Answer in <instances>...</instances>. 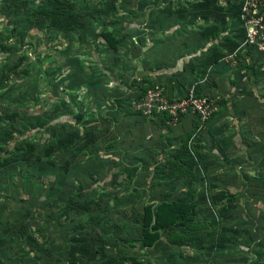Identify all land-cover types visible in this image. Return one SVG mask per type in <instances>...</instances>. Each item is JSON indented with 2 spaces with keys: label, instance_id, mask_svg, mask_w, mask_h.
Returning <instances> with one entry per match:
<instances>
[{
  "label": "rangeland",
  "instance_id": "rangeland-1",
  "mask_svg": "<svg viewBox=\"0 0 264 264\" xmlns=\"http://www.w3.org/2000/svg\"><path fill=\"white\" fill-rule=\"evenodd\" d=\"M53 1L57 0H44ZM243 1L61 0L47 11L41 6L43 0H20V6H28L20 11L13 3L0 5V224H4L0 241L7 247L12 236L14 248L8 253L18 255L15 264H27V256L41 264L37 260L45 255L62 264L65 251L71 256L66 255L63 264H91V251L97 259L116 257L124 264H133V257L149 258L126 220L134 209L160 201L154 190L162 189L167 198L180 191L192 193L197 220L211 231L213 219L221 222L219 239L212 232L195 236L183 248L186 258L175 260L176 264H227L220 249L225 253L226 246L236 244L234 225L248 224L235 216L246 203L258 204L263 212L254 231L264 238V183L254 198L244 201L233 199V182L220 186L208 179L211 170L204 174L202 168L189 164L182 167L187 171L183 175L182 168L172 167L175 160L170 155L156 166L151 161L157 159L149 156L137 168H108L114 155L103 150L104 132L97 126L86 130L108 118L109 109L115 115L130 114L133 101L127 96L136 89L130 83L134 67H143L141 61L149 63L160 43L190 35V27L198 29L200 22L189 12L196 15L205 2L212 3L215 16L226 11L220 31L224 36L229 22L239 18L236 5ZM103 32L114 34L117 50L108 45ZM148 78L141 79L140 86L149 88ZM126 153L132 156L128 149ZM118 159L120 165L124 163ZM182 161L188 160L182 157ZM116 170L120 172L111 173ZM152 170L155 183L148 182ZM223 172L233 175V168ZM35 199L46 205L38 210L41 216L26 205ZM21 214L27 217L13 220ZM44 215L67 226L61 229L65 234L55 231ZM246 229H238V235ZM17 237L24 240V247ZM238 250H233L234 256L241 253ZM258 252L252 254L258 257ZM158 256L151 259L153 264L166 262L168 253L164 250Z\"/></svg>",
  "mask_w": 264,
  "mask_h": 264
},
{
  "label": "crops",
  "instance_id": "crops-1",
  "mask_svg": "<svg viewBox=\"0 0 264 264\" xmlns=\"http://www.w3.org/2000/svg\"><path fill=\"white\" fill-rule=\"evenodd\" d=\"M193 19L200 22L198 29L190 27V35L183 34L176 39L171 37L168 43H160L161 45L153 51L154 57L149 63L141 61L143 67H134L135 78L133 77L130 83L135 81L136 85H140L141 79L147 80L149 76V82L162 84L166 92L174 97L182 96L188 89L195 87L200 94L217 100V112L205 123H201L196 117L184 116L176 126L135 114L118 113L115 115L118 132L116 142L128 149L132 156H128L130 164L123 161L121 165L119 157L112 156L113 159L111 158L106 166L118 169L126 166L137 168L145 165L149 156L157 159L151 161L156 166L170 155L171 160L178 162H173L172 167L186 168L188 164L194 165L202 168L204 174L211 170L207 173L210 181L223 187L233 182V199L247 201L248 197L254 198L257 194L255 190L264 183L262 57L255 50L242 46L243 34L238 31L237 20L228 21L230 27L224 36L220 35L224 27L223 22L219 31L201 36L193 33L211 27L213 22L200 21L199 17ZM178 38L182 39V42L178 41ZM175 45L178 46L176 49ZM234 48L235 50L231 51ZM235 51L236 62L228 60L227 56ZM140 54L142 55V50L139 51L138 57ZM109 75L113 76L112 72ZM110 151L114 152L113 149ZM182 157H186L188 161L181 163ZM183 168L179 172L186 175L187 171ZM225 168H233V175H225ZM118 172L120 171L116 170L111 173L115 175ZM154 172L152 170L149 183H155ZM174 173L176 174L175 169ZM154 191L157 195L160 194L159 190ZM181 192H177L173 198ZM250 205L246 203L244 206L247 208ZM255 206L256 211L237 209L235 213L236 217L244 218L248 224L244 227L247 229L242 235H238L241 232L238 229L244 228L233 224L236 244L226 246L225 253L221 248L219 253L227 256V264L264 262V238L260 234L255 235L257 232L254 227L258 223L251 219L253 214L259 217L263 212H260L258 204ZM233 250L241 253L234 256ZM252 252H258V257Z\"/></svg>",
  "mask_w": 264,
  "mask_h": 264
},
{
  "label": "trees",
  "instance_id": "trees-1",
  "mask_svg": "<svg viewBox=\"0 0 264 264\" xmlns=\"http://www.w3.org/2000/svg\"><path fill=\"white\" fill-rule=\"evenodd\" d=\"M19 2L20 0H0V5L7 4V7L9 6L11 7L14 4L13 8L15 9L19 8L18 9L19 11L21 10V8H24V6L28 7L26 6L27 3L22 4L23 5L22 7L20 6ZM56 2L60 3L61 0H57ZM56 2L53 1V2L45 3L43 0V4L41 6L44 10L47 11V9L50 8ZM11 3L13 4L9 5ZM236 8L241 9V4L240 5L237 4ZM200 10L201 11L197 12L196 15L192 14V12H189V13L191 16H195L199 18L203 17L204 20L210 19L212 20L213 23L211 27H208L205 30L202 29L198 33H193L195 35L199 34L201 36L203 35L208 36L210 33L212 34L218 30V26L221 24V22L224 23L226 21V18H227L226 11L225 13L222 12V14H220L219 16H215L216 14L213 12V5L210 2H205L201 4ZM219 10H222V8L219 7ZM16 14L19 16L20 13L16 11ZM102 36L105 37V39H107L108 45L110 47L112 46L114 50L118 49L117 44L119 42L112 32H103ZM235 48L232 49L231 51L235 50ZM247 48H251L255 50L252 47H247ZM237 59L239 60V58ZM153 84L154 82L151 83L149 87H151ZM133 85L136 87V89H134V91H132V93H130V95H128L127 97L129 100H132L134 102V101L139 100L145 94L148 88L146 89L143 86H140L138 83L136 85L135 81L133 82ZM197 93L199 95H202L198 91ZM125 98H123L122 100H124ZM131 105H130V111H131ZM115 113L116 112H114L112 109H109L106 112V115L108 116V118L102 119L99 123L94 124L90 128L88 127V129L86 130L91 131L92 128L96 126L101 128L105 134V138L103 141V144H104L103 150H105V152H111L110 150L113 149L114 152L112 153L114 154V156L121 157V159H123L125 163L130 164L128 162L129 158L126 153V148L118 144V142H116V138L118 137V132H117V127H116V122H115L116 121ZM130 114H135L141 117L140 114L133 113L132 111L130 112ZM164 122L165 120L163 119V123ZM120 146H122V149H120L121 148ZM34 161H39V160H34ZM162 190L159 191L160 194H158L160 196V199H159L160 201L148 203L144 207H141L137 210L134 209V212H133L134 214L131 215L132 217H129L126 220L129 228H133L134 232L138 234L137 236L140 238L138 243L141 244L142 247H144V249H146V252L149 253L148 255L149 258H146L143 261H140L139 259L133 257L131 259V262L133 264H153L151 259L155 257H160L158 255L160 254L161 251H164V250L168 253V256L166 257V262L161 261L162 263L160 262V264H167V263L176 264L177 261L175 260L186 258V254L183 248H187L186 245H188L189 241L191 242L193 240L192 238H194L195 236H198V235L205 236L206 234H208V232H212L213 237H216V239H219L221 237L220 229H218V227H220L221 225V222L219 220L217 221L215 219L213 220L211 219L212 220L211 222L214 225L213 231H211L210 228H208L207 226L208 224H206L205 222L199 219L197 220V214L195 212L196 205H195V202L192 199H190L192 198L191 197L192 193L182 191L180 194H178L176 198H173V197L167 198L165 195H162ZM26 205H29V207L32 208L33 212H37V213L40 207L42 208L46 206L45 203H43L42 201L36 200V199L34 201L33 200L28 201ZM256 208L257 207L255 206V204L252 206L251 205L247 206V209L249 211L251 209L256 211ZM38 214L40 216L43 215L41 212H39ZM25 216L27 217V215L21 214L19 216H15V217L11 216V217L13 218V220L14 219L17 220V219H22ZM44 216L47 222L50 223L51 227H53L55 231H61V229H64V227H67L65 225H62V223L57 222L49 215L48 216L44 215ZM11 217H9L8 219H10ZM251 217H252L251 219L255 221L258 219L257 214H253V216ZM194 224H196V227ZM193 228H195V230H192ZM3 232H4V224H0V235H1L0 238L4 239ZM62 234H65V233L62 232ZM11 237L12 236H9L6 240L7 247H3L1 245L2 242L0 241V250H1L0 251V264H15V262L19 261L18 255L8 253L9 250H12L14 248L13 247L14 243L12 242ZM18 238L19 237L16 238L17 242H21L22 243L21 247H24V243H25L24 240L20 238L18 239ZM34 249L35 248H32L31 250H34ZM31 250L27 252L23 251L24 255L31 252ZM64 255H65L64 261H62V264L68 261L69 257H67L66 255L71 256V254L67 253V251H65ZM161 257L164 259V256H161ZM25 258L27 259L26 260L27 264H35L34 262L35 259L28 257V256ZM88 260H89L88 263H91V264H124L123 260L117 259L116 257L109 258V257L101 256L99 259H97L96 254H94V252L92 251L90 253V257L88 258ZM38 261L41 264H54L53 263L54 260L50 258V255H45L44 260L42 258V259L37 260V262Z\"/></svg>",
  "mask_w": 264,
  "mask_h": 264
},
{
  "label": "built area",
  "instance_id": "built-area-1",
  "mask_svg": "<svg viewBox=\"0 0 264 264\" xmlns=\"http://www.w3.org/2000/svg\"><path fill=\"white\" fill-rule=\"evenodd\" d=\"M240 29H243L242 46L252 47L262 57L264 70V0H244L239 14ZM237 19V21H238ZM237 51L227 56L236 62ZM133 113L145 119L176 126L184 116L196 117L201 123L207 122L218 110L217 100L199 95L195 87L187 90L185 95H169L159 83H154L145 94L131 105Z\"/></svg>",
  "mask_w": 264,
  "mask_h": 264
}]
</instances>
